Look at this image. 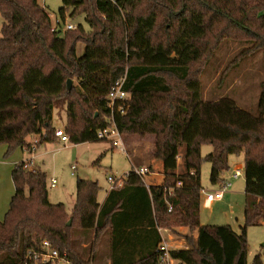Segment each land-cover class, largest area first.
I'll return each mask as SVG.
<instances>
[{
    "label": "trees",
    "instance_id": "trees-1",
    "mask_svg": "<svg viewBox=\"0 0 264 264\" xmlns=\"http://www.w3.org/2000/svg\"><path fill=\"white\" fill-rule=\"evenodd\" d=\"M76 13L87 30L62 31L37 0H0V144L11 152L55 140L54 110L65 111L72 143L102 140L96 132L112 119L124 138H151L147 170L159 165L163 181L146 185L130 169L99 203L97 181L77 179L67 212L48 200L45 172L16 163L0 220V264H56L31 259L44 239L68 264H162V230L184 240L168 249L176 264H248L246 228L264 219V79L256 114L231 98L206 97L200 80L224 39L246 47L221 68L220 82L231 64L264 53V0H61L64 24ZM119 79L127 97L111 109L106 95ZM202 144L212 146L204 156ZM230 155L243 156L238 233L199 220L202 160L217 185ZM250 264L264 263L255 255Z\"/></svg>",
    "mask_w": 264,
    "mask_h": 264
},
{
    "label": "rangeland",
    "instance_id": "rangeland-1",
    "mask_svg": "<svg viewBox=\"0 0 264 264\" xmlns=\"http://www.w3.org/2000/svg\"><path fill=\"white\" fill-rule=\"evenodd\" d=\"M37 1L47 8L51 15L52 25H56V22L59 21L63 31L64 23L58 15L61 0ZM64 21L66 23L80 24L84 29H88L81 13H76L72 17L66 14ZM1 24L2 18L0 16V28ZM243 47H246V45L236 42L234 39L222 40L211 59L203 68L200 82L203 89L208 87L205 90L206 97H212L214 94V96L231 98L240 107L256 114L260 83L264 79V53L262 51L248 54L244 58H241L237 65L231 64L227 75L223 76L222 82L218 78L221 68ZM82 49L83 44L78 43L76 46L77 54ZM213 71H215V74L207 82V76ZM213 79L215 80L212 83L211 80ZM52 120L56 128L64 127L66 122L65 111L54 110ZM133 137L124 138L121 136L126 153L118 147L110 148L106 140L80 143H72L68 140V142L63 144L58 139H55L50 142H43L35 146V150L31 153L26 151L24 154L26 157L32 158L34 162L30 165L32 169L39 167L41 171L46 173L48 200L51 203H63L67 212H70L75 201L77 179L96 180L100 186L98 198H101L104 191L111 186L108 182V177L121 178L131 169L129 159H132L134 156V152L131 149H135L136 145L145 140L151 142L150 137L142 139ZM5 145L0 144V199L7 183L5 181L7 172L2 164V160L10 159L17 149L20 151L19 147H17L11 152H7V145ZM1 149H4V152ZM200 149L201 155L204 156L212 149V146L210 144H202ZM228 162L230 169L227 174L229 175L234 165L243 164V156L230 155ZM71 166H74V169ZM209 170L210 163L203 159L200 167V184L205 191H218L220 190V186L209 182ZM241 172L242 174L238 178L229 179V186L220 200L214 201L209 207H204L200 204L199 219L202 222L217 225L229 224L238 232L240 231V226L243 224L244 208L243 167H241ZM51 179H55L56 181L54 186L50 185ZM12 188L14 191L13 184ZM176 229L179 232L183 231L179 227ZM161 232L163 239L167 243V249L179 244L181 246L185 245L184 240L178 238L177 235L163 230ZM245 240L247 263L250 264L255 255H259L264 263V219L259 225L248 226L246 228Z\"/></svg>",
    "mask_w": 264,
    "mask_h": 264
},
{
    "label": "built area",
    "instance_id": "built-area-1",
    "mask_svg": "<svg viewBox=\"0 0 264 264\" xmlns=\"http://www.w3.org/2000/svg\"><path fill=\"white\" fill-rule=\"evenodd\" d=\"M76 29V24L73 23H65L63 30H74ZM127 97V94L122 90V80H117L114 85L111 87V89L108 91L106 95L107 99V105L109 108L112 109L113 104L117 100H122ZM122 111V110H121ZM54 135L59 138V141L62 143H66L69 140V137L67 133L65 132L64 128H55ZM121 133L115 126L114 122L109 120V124L106 127H103L96 132V137L98 139L106 140L112 147H118L121 151L125 152V147L121 139ZM35 150V145H32L30 152ZM32 165L31 161H27L25 164V167L27 169H32L30 166ZM72 169H74V166H71ZM133 171L141 176L144 180L148 173L146 166H139L134 167ZM242 174L241 172V166L240 164L234 165L233 169L231 170L229 176L227 178H224L223 181L217 185L220 186V190L210 192L205 191L201 189L200 196H201V204L204 207H209L214 201H218L223 197V193L225 192L226 188L229 186V179L230 178H238ZM108 182L111 184V187L113 185L120 186L122 184V178H113L108 177ZM56 184L55 179L50 180V185L54 186ZM170 210V208H169ZM160 262L162 264H176V261L172 259L168 254L167 249V243L165 240L162 241L160 245ZM31 259H34L35 261H38L40 263H46V262H52L56 264H68L69 262L66 260L65 256H61L60 253L56 248L52 246L50 241L44 239L40 242L39 250L36 252H33L31 254Z\"/></svg>",
    "mask_w": 264,
    "mask_h": 264
},
{
    "label": "crops",
    "instance_id": "crops-1",
    "mask_svg": "<svg viewBox=\"0 0 264 264\" xmlns=\"http://www.w3.org/2000/svg\"><path fill=\"white\" fill-rule=\"evenodd\" d=\"M52 125L54 128H56V126H54V121L52 120ZM65 125V124H64ZM58 128V127H57ZM64 128V127H63ZM55 139H58L57 137H55ZM27 142H31L34 141V137L29 136L26 138ZM65 144V143H63ZM6 146V145H5ZM110 148H113L110 143H109ZM152 142H150L149 140H145L144 142H140L138 145H136L135 149H131L134 152V156L132 157V159H129L130 164H131V169H133L134 167H139V166H148L150 163V151L152 150ZM4 152V149H1ZM18 149L12 154V157L8 160L3 161L2 160V164L5 168V171L7 172V177L5 179V181L7 182L5 184V191L4 193H2V197L0 199V220L3 218L5 211L8 208V204L10 201V197L11 195H13L14 191L12 188V184L13 182L11 181V171L12 168L14 167V165L18 162H25V161H31L32 163H34L32 161L31 157H26L25 156V152L29 151L26 148H20ZM30 152V151H29ZM31 153V152H30ZM145 154V155H143ZM241 167H243V164H240ZM39 168V167H37ZM40 169V168H39ZM160 166L156 165V169L155 172L150 173L149 175L146 176L145 181H146V185H151V184H161L163 181V175L159 172ZM73 174V173H72ZM225 173L223 175L224 178H227L229 175ZM11 182V183H10ZM111 186H109L103 193V195L101 196V198H98V202L101 203L105 196L107 195L108 191L110 190ZM12 193V194H11ZM213 204V203H212ZM200 220V219H199ZM262 222V221H261ZM201 224H210V223H204L200 220ZM235 232L238 233V231L236 229H234L233 227H231ZM180 230H184L183 227H179ZM163 236V235H162ZM177 247H185V246H181L180 244L177 246H174V248Z\"/></svg>",
    "mask_w": 264,
    "mask_h": 264
},
{
    "label": "water",
    "instance_id": "water-1",
    "mask_svg": "<svg viewBox=\"0 0 264 264\" xmlns=\"http://www.w3.org/2000/svg\"><path fill=\"white\" fill-rule=\"evenodd\" d=\"M71 83H72L71 79H68V80H67V88H68V89H70V87H71ZM69 223H70V221L67 222V224H69Z\"/></svg>",
    "mask_w": 264,
    "mask_h": 264
}]
</instances>
